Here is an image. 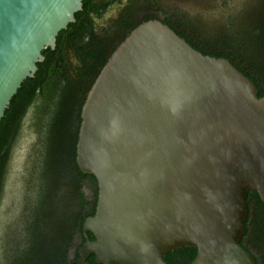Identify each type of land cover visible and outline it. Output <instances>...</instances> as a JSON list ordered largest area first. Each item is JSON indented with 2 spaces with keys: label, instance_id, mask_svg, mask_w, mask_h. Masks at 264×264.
<instances>
[{
  "label": "water",
  "instance_id": "1",
  "mask_svg": "<svg viewBox=\"0 0 264 264\" xmlns=\"http://www.w3.org/2000/svg\"><path fill=\"white\" fill-rule=\"evenodd\" d=\"M83 0H0V121ZM75 161L94 216L76 264H256L241 245L248 192L264 204V96L228 59L149 21L111 53L80 111ZM87 232L94 236L89 241Z\"/></svg>",
  "mask_w": 264,
  "mask_h": 264
},
{
  "label": "trees",
  "instance_id": "2",
  "mask_svg": "<svg viewBox=\"0 0 264 264\" xmlns=\"http://www.w3.org/2000/svg\"><path fill=\"white\" fill-rule=\"evenodd\" d=\"M99 3L100 0L82 1V11L74 16L75 23L59 32L54 50L46 48L42 51L44 61L36 65L34 76L21 84L0 121V264H66L61 246L52 254L37 251L33 223L44 202V180L49 168L60 161L72 178L76 174L86 176L80 172L75 157L80 111L90 85L83 80L86 74L71 76L63 62L69 50H76L82 40L83 19L79 17L84 12L87 18ZM255 53L258 57L261 55L256 71L260 83L246 76L255 83L260 98L264 96V42ZM82 62L86 64L84 60ZM99 72L100 69L95 77ZM83 85H87L84 90ZM30 110V128L37 141L32 144L34 154L30 158L28 154V159H24L23 173L18 168L22 161L17 153L27 136L24 126ZM14 191L19 193L21 203L12 209L8 202L12 198L15 205ZM248 197L257 201L252 219L254 232L264 234V204L256 193L248 192ZM12 210L15 215L10 216ZM196 253L195 248L182 247L168 253L164 261L166 264H190ZM89 262L96 264L94 258Z\"/></svg>",
  "mask_w": 264,
  "mask_h": 264
},
{
  "label": "flooded vegetation",
  "instance_id": "3",
  "mask_svg": "<svg viewBox=\"0 0 264 264\" xmlns=\"http://www.w3.org/2000/svg\"><path fill=\"white\" fill-rule=\"evenodd\" d=\"M235 1H238L236 6L240 17L234 13L232 0H100L96 10L88 13L87 18L84 12L79 17L83 19L82 40H78L80 45L76 50H69L63 63L73 77L86 74L83 80L91 86L101 65L133 29L149 21H158L172 29L193 49L210 57L228 59L259 84L256 71L261 55L258 57L255 50L262 44L257 31L261 25L250 24L241 12L248 5L254 7L263 3L264 6V0H249L246 5L241 0ZM87 85H83L82 89ZM73 180L74 219L67 239L61 245L66 264H76L79 258L78 250L86 241L82 227L87 218L94 216L98 195L93 176L76 174ZM247 203L249 219L240 245L250 252L256 264H264V234L255 233L252 223L257 201L247 197ZM86 234L89 241H94L90 232ZM92 258L95 261L94 255H89L86 263L90 264Z\"/></svg>",
  "mask_w": 264,
  "mask_h": 264
},
{
  "label": "rangeland",
  "instance_id": "4",
  "mask_svg": "<svg viewBox=\"0 0 264 264\" xmlns=\"http://www.w3.org/2000/svg\"><path fill=\"white\" fill-rule=\"evenodd\" d=\"M242 2L246 3L249 0H241ZM234 4L235 12L237 17H240V12L238 10V6L236 4L238 1L232 0ZM236 2V3H235ZM240 2V1H239ZM243 4L241 5V8ZM241 12L242 17H246L247 20L250 21V24L255 23L261 25L260 29V41L261 43L264 42V6L263 3L259 4L258 6L254 7L252 5H248L243 8ZM248 31V27L245 28ZM245 31V33H247ZM31 112L27 115L25 126H24V135L25 141L22 142V146L19 149L17 155H20V160L22 164L20 167L21 172H25L26 163L24 159H28L34 154L32 151L35 141H37V137L33 132V129L30 128L31 126ZM22 159V160H21ZM45 180H44V202L41 208H39L35 214V220L33 225V231L35 232L34 237L36 238V249L37 251H44L46 254H52L55 252L56 248L62 245V242L66 241L67 234L69 233V227L73 223V211L75 207L73 206L74 203V196L72 193L74 180L71 174L67 171L64 164L62 162H58L53 167L47 170ZM19 173L18 175H21ZM21 184L18 186L20 190L22 189ZM15 197V205L13 203V199L10 198L8 205L12 206L14 209L18 206L19 202V193L14 191ZM4 208V207H3ZM12 214L10 216H13ZM15 215V214H14ZM21 228V227H19ZM72 250L70 251V253ZM43 253V252H42ZM4 256V255H3ZM5 258V256H4Z\"/></svg>",
  "mask_w": 264,
  "mask_h": 264
}]
</instances>
